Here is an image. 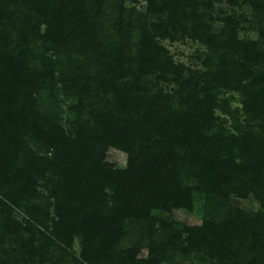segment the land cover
<instances>
[{"label": "trees", "instance_id": "1", "mask_svg": "<svg viewBox=\"0 0 264 264\" xmlns=\"http://www.w3.org/2000/svg\"><path fill=\"white\" fill-rule=\"evenodd\" d=\"M222 1L147 0L160 19L134 23L125 0H0V264H158L193 252L264 264V0H227L263 23L258 41L239 39L244 14L213 15ZM185 38L218 62H176L162 41ZM223 88L246 97L236 133L216 113ZM110 148L127 154L124 167ZM250 192L260 212L229 205L202 225L167 216L198 196ZM128 223L148 259L136 257L140 242L121 253Z\"/></svg>", "mask_w": 264, "mask_h": 264}, {"label": "rangeland", "instance_id": "2", "mask_svg": "<svg viewBox=\"0 0 264 264\" xmlns=\"http://www.w3.org/2000/svg\"><path fill=\"white\" fill-rule=\"evenodd\" d=\"M125 5L133 17L134 23L138 22L142 18H148V20H158L161 17L157 14L148 15L147 0H125ZM213 11V15L215 17H224L227 14L239 17V15L244 14L246 20H241V24L238 29L239 39L253 41L260 40V28L263 26V23L259 22V19L255 16L249 5H231L227 0H224L222 2H216ZM110 13L109 21H107L104 17H99V23L101 25H108L113 22V16H115L116 12L113 11ZM218 17L216 18V22L213 26L215 29H218L222 25V21ZM162 44L170 51L176 62L184 63L193 69L205 71L207 67L204 66V63L206 61V57L209 55L212 57V64H216L218 62V55L214 53L212 56L209 47L199 40L185 38L172 42L166 39L162 41ZM262 67H264V65H262ZM56 85L58 88L61 86L60 82ZM218 91L219 107L216 109V113L220 118L219 123L226 129V131L236 133L237 128H240L241 125H245V121L248 118V115L244 112L245 94L241 90L226 88ZM42 95L45 96L46 93H43ZM69 105V102H60L57 110L55 109L56 113L59 115V121L66 129H69L70 122L73 119V115L69 111ZM44 108L43 110H45ZM244 129H246V127H244ZM29 145L34 151H39L41 155H45L44 150H38L33 142H30ZM48 155H51V153ZM107 155L108 161L115 163L117 166L124 167L126 165V153L115 148H110ZM229 205L233 208L244 209L250 213H257L262 209V203L259 198H257L254 193L250 192L244 197L231 195L227 203H223L222 199L219 197L204 198L202 196H198L194 202L192 210H173L172 212L167 213V216L176 221L188 223L190 225H202L203 221L206 219L218 221L223 218L226 215ZM14 209L15 217L17 219H22L20 208L16 207ZM155 215L159 217L161 212H155ZM126 232V236L122 242L121 253H125V249L132 247L137 242H140V247L136 253V257L138 259H148L150 256L148 240L141 242L142 239H139V234L143 233V231H139L135 223H131L127 225ZM74 251L77 255L80 254L81 250L78 240H76ZM158 264H221V262L211 259L201 252H193L189 256H176V260L161 261Z\"/></svg>", "mask_w": 264, "mask_h": 264}]
</instances>
